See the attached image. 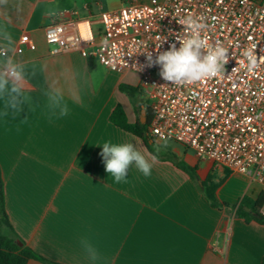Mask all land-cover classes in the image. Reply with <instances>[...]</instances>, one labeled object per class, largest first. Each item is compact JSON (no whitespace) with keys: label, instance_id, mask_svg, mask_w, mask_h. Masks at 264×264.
<instances>
[{"label":"crops","instance_id":"crops-1","mask_svg":"<svg viewBox=\"0 0 264 264\" xmlns=\"http://www.w3.org/2000/svg\"><path fill=\"white\" fill-rule=\"evenodd\" d=\"M134 1L150 0H0V31L14 41L8 54L36 73L25 82L21 110L6 109L0 98L9 222L26 247L59 264H263L264 224L237 214L242 205L253 213L250 207L264 196L258 180L198 158L181 144L160 149L149 177L133 166L117 184L105 171L97 146L105 141L131 142L146 156L154 154L140 137L110 121L118 105L130 123L144 116L146 110L120 89L139 87L140 79L132 84L131 71L112 72L80 51L51 55L44 29L58 19L78 18L99 33L102 13ZM22 36L31 37L36 50L16 53ZM54 90L69 106L64 117L50 115L45 93ZM137 101L147 102L142 94ZM181 162L196 169L194 178ZM209 189L216 206L207 198ZM0 231L10 233L3 225ZM85 241L98 259L89 258ZM27 264L48 263L36 258Z\"/></svg>","mask_w":264,"mask_h":264},{"label":"built area","instance_id":"built-area-1","mask_svg":"<svg viewBox=\"0 0 264 264\" xmlns=\"http://www.w3.org/2000/svg\"><path fill=\"white\" fill-rule=\"evenodd\" d=\"M192 16L205 25L210 45L228 49L223 75L195 84L176 85L146 63L186 33L179 19ZM96 33L89 20L58 19L44 29L51 55L80 51L112 72H135L142 96L152 111L149 132L157 141L173 140L232 172L249 175L264 185V0H150L130 2L102 13ZM22 36L15 52L36 50ZM251 50L258 66L247 67ZM264 215V205L261 209Z\"/></svg>","mask_w":264,"mask_h":264},{"label":"clouds","instance_id":"clouds-1","mask_svg":"<svg viewBox=\"0 0 264 264\" xmlns=\"http://www.w3.org/2000/svg\"><path fill=\"white\" fill-rule=\"evenodd\" d=\"M178 24L183 26L186 33L184 37H178L180 47L173 44L162 52L157 48L158 54L155 57L151 52H144L146 63L136 65L138 70L159 66L162 79L176 85L195 84L223 75L230 60L228 49L220 44H208L202 36L205 25L192 16L179 19ZM0 41V98L4 100L6 109L18 111L27 102L23 91L25 82L30 76L35 77L36 73L17 63L8 54L12 52L14 43L10 32L0 31ZM245 57L249 69L258 66L257 58L251 50L245 53ZM45 95L52 117L60 118L69 113V106L59 90L48 91ZM97 146L102 147L100 155L106 173L117 184L126 181L129 169L133 166L145 177H149L160 151V147L156 146L155 154L146 156L131 142L105 141ZM83 245L90 259H98L97 251L91 244L85 241Z\"/></svg>","mask_w":264,"mask_h":264},{"label":"trees","instance_id":"trees-1","mask_svg":"<svg viewBox=\"0 0 264 264\" xmlns=\"http://www.w3.org/2000/svg\"><path fill=\"white\" fill-rule=\"evenodd\" d=\"M90 69L93 68V59L89 61ZM120 89L127 93L131 101L138 105V107H143L146 110V122L142 123L140 119H138L134 123H130L126 116V113L121 105H118L113 113L110 116V121L114 123L116 126L120 127L121 129L133 133L134 135L140 137L147 145L148 149L155 154L153 147L156 146L157 141L152 137L149 132L150 127V119L152 115V111L150 106L147 102L139 101L137 103L138 97L142 94L141 87H133L127 84H122ZM180 167L184 169L192 178L195 177L196 169L189 166L185 162L180 163ZM207 198L210 200L213 206H216V201L213 196V190L209 189L206 193ZM264 202V196L260 197L257 200L255 205L250 207L253 213L257 214L258 216L255 217L253 213L245 211L243 205L238 208L237 214L242 216L246 219V221L256 220L262 224H264V215L261 212L262 206ZM244 205L249 206L248 202H244ZM0 225L6 226L10 229L9 234H4L0 231V264H27L30 259H40L43 262L48 264H59L52 262L38 254H36L33 250L26 247L24 242L18 237V235L13 230L8 214L6 212L5 206V194H4V183L2 178V172L0 168ZM21 242L23 245H19ZM264 264V258H263Z\"/></svg>","mask_w":264,"mask_h":264},{"label":"rangeland","instance_id":"rangeland-1","mask_svg":"<svg viewBox=\"0 0 264 264\" xmlns=\"http://www.w3.org/2000/svg\"><path fill=\"white\" fill-rule=\"evenodd\" d=\"M135 78V81H133L132 84H136L137 80H138V75L135 72H132ZM133 86V85H132ZM160 149H164L167 151H173L176 147L180 148V144L173 141V140H164V142H162V145H159ZM6 228H3L2 231L5 232Z\"/></svg>","mask_w":264,"mask_h":264},{"label":"water","instance_id":"water-1","mask_svg":"<svg viewBox=\"0 0 264 264\" xmlns=\"http://www.w3.org/2000/svg\"><path fill=\"white\" fill-rule=\"evenodd\" d=\"M143 114H144V116L141 117V122L145 123V121H146V118H145L146 113H145V111L143 112ZM245 210H249L248 207H245ZM255 216L257 217L258 215L255 214ZM19 245H22V243H19Z\"/></svg>","mask_w":264,"mask_h":264}]
</instances>
